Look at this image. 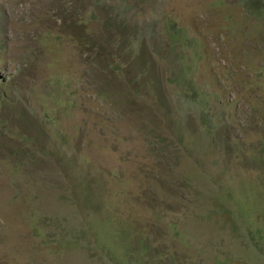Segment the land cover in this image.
<instances>
[{
  "label": "rangeland",
  "instance_id": "374dc122",
  "mask_svg": "<svg viewBox=\"0 0 264 264\" xmlns=\"http://www.w3.org/2000/svg\"><path fill=\"white\" fill-rule=\"evenodd\" d=\"M0 264H264V10L0 0Z\"/></svg>",
  "mask_w": 264,
  "mask_h": 264
},
{
  "label": "trees",
  "instance_id": "16d2710c",
  "mask_svg": "<svg viewBox=\"0 0 264 264\" xmlns=\"http://www.w3.org/2000/svg\"><path fill=\"white\" fill-rule=\"evenodd\" d=\"M246 2L247 8L253 12L260 14L264 10V2L262 0H244Z\"/></svg>",
  "mask_w": 264,
  "mask_h": 264
}]
</instances>
